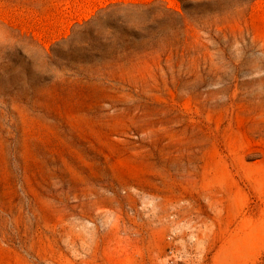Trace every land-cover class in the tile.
Masks as SVG:
<instances>
[{
  "label": "rangeland",
  "instance_id": "374dc122",
  "mask_svg": "<svg viewBox=\"0 0 264 264\" xmlns=\"http://www.w3.org/2000/svg\"><path fill=\"white\" fill-rule=\"evenodd\" d=\"M0 264H264V0H0Z\"/></svg>",
  "mask_w": 264,
  "mask_h": 264
}]
</instances>
